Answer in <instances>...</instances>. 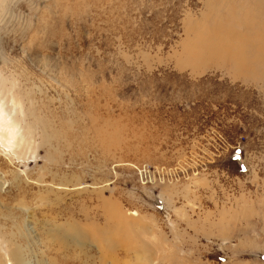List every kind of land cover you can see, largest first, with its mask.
Listing matches in <instances>:
<instances>
[{"label":"rangeland","instance_id":"1","mask_svg":"<svg viewBox=\"0 0 264 264\" xmlns=\"http://www.w3.org/2000/svg\"><path fill=\"white\" fill-rule=\"evenodd\" d=\"M258 1H0V233L31 264H264V77L198 47Z\"/></svg>","mask_w":264,"mask_h":264},{"label":"bare ground","instance_id":"2","mask_svg":"<svg viewBox=\"0 0 264 264\" xmlns=\"http://www.w3.org/2000/svg\"><path fill=\"white\" fill-rule=\"evenodd\" d=\"M258 2H260V3L259 4L257 3L258 5L256 4L254 9H248L246 11V18H245V20H243V23L240 24V27L247 28V30L249 31L248 36H243V33L240 36L239 35L240 33H239V34H237V36H236V34L233 35V36H236L234 38L233 36H231V33H230L229 36H231L235 39V41L234 40L231 41L234 44H236L233 46V48L227 47L228 45L224 46L223 45L224 43L221 45L218 43L217 46L214 45V46L208 47L207 45L212 44L211 41H209L207 43L201 42L200 46L197 45L201 51L200 52V56L202 57L201 63H203V64L207 63L208 66H210V64L213 66L214 61L215 60L217 61L218 57L219 56L221 57L222 55H218V56H216V58L212 55L214 53L219 54V51L221 50L223 52L224 56L226 54H229L231 56V61L232 60L234 61L233 64L231 63L232 64L231 68L234 69V70L232 69L233 74H234V71H236L235 73L238 75L237 71H239V73H244L245 77L246 76L251 77L250 75H256L257 78H263L264 77V9L260 10V7L264 8V0H259ZM235 9H237L236 11L239 10L241 13L245 12V7H243L242 5L239 7H236ZM256 9H258V11L255 12ZM227 13L230 16V18H233V17H231V15L234 13L232 10H228ZM230 18H229V21H231ZM253 29L255 30V32H252ZM228 32H230V31H227V32L224 31V33H227V35H228ZM232 34H234V33L232 32ZM197 43H199V42H197ZM251 45H255V47L253 48V46H251ZM236 47H238V50H239L238 52H236L237 51ZM241 47H243V48H241ZM251 48H253V50H251ZM246 49H248V50L246 51ZM204 54L205 55L207 54V56L204 57ZM229 55H228V57H229ZM218 64H219V62H218ZM228 68H230V67H228ZM7 82H9V81L8 80L5 81L4 79L0 78V95H2V94L10 95L9 98H10V102L12 103V109L15 110L18 107V104L15 102L14 97H13L14 96L13 95L14 84L11 83L10 85H8ZM18 102H19V99H18ZM5 106H7V105H4V108H7ZM19 107H21V106H19ZM4 108H3V103H1V105H0V140L4 142L3 144H6L5 146L7 147L8 150H12L14 147H16V143H17L18 139L20 138V135H19V130H18L17 125L10 119L9 115L7 114V111ZM21 108H20V110H21ZM12 109H9V110H12ZM8 112H9V114L11 113V111H8ZM12 113H15V112H12ZM21 115H22V113H21ZM17 118H19V116H17ZM21 122L23 123V120ZM2 133L5 136L2 137V135H1ZM101 233H103V232H101ZM122 236L124 238H126L124 235H122ZM83 238H84V234H83V232H80V231L75 232L73 235H70L67 233H62L61 231H58V232L51 235V239L48 243L47 248L48 249L55 248V252H57V253L64 252L65 250L67 251V248L71 245L77 246L78 248L83 249L84 244L81 241V239H83ZM103 242L106 243L107 240H103ZM111 244H113V243H110L109 245H111ZM66 251H65V253H66ZM0 264H31V262L29 260L28 253L25 252V250L21 247V245L18 242L14 241V239L11 237V235L7 238V236L0 233ZM38 264H42V263L39 262ZM45 264H46V262H45ZM50 264H67V263L63 262L62 259H59L58 257H56L55 259L50 261Z\"/></svg>","mask_w":264,"mask_h":264}]
</instances>
